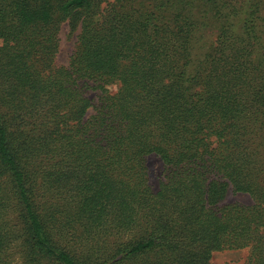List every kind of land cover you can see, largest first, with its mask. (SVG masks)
Returning <instances> with one entry per match:
<instances>
[{
  "label": "trees",
  "instance_id": "16d2710c",
  "mask_svg": "<svg viewBox=\"0 0 264 264\" xmlns=\"http://www.w3.org/2000/svg\"><path fill=\"white\" fill-rule=\"evenodd\" d=\"M259 5L0 0V264H264Z\"/></svg>",
  "mask_w": 264,
  "mask_h": 264
},
{
  "label": "rangeland",
  "instance_id": "374dc122",
  "mask_svg": "<svg viewBox=\"0 0 264 264\" xmlns=\"http://www.w3.org/2000/svg\"><path fill=\"white\" fill-rule=\"evenodd\" d=\"M259 9L260 14L257 13L259 14L258 23H260L261 25L259 29L264 31V0H260ZM79 34L80 28H78L77 30H73L71 25L67 21L62 24L59 32L60 50L56 58V63L58 65L66 66L69 64L70 57L76 49L77 37ZM111 86H114V90L110 93L115 94L118 90V86ZM87 94L90 98L93 97L96 103L101 96V92L98 89H90L87 91ZM93 113L94 111L92 109L89 110L88 116L92 115ZM147 167L150 184L152 185L153 189L157 191L159 189L160 182L163 180L164 164L156 155H150L147 157ZM234 203H238L244 206H250L253 205L254 201L248 194L236 193L231 190L223 200L222 204ZM248 255L249 253L246 249L216 252L214 253L212 264H245L248 259Z\"/></svg>",
  "mask_w": 264,
  "mask_h": 264
},
{
  "label": "clouds",
  "instance_id": "9594fccd",
  "mask_svg": "<svg viewBox=\"0 0 264 264\" xmlns=\"http://www.w3.org/2000/svg\"><path fill=\"white\" fill-rule=\"evenodd\" d=\"M106 87H107V89H108L109 92H111V91L114 90V86H106Z\"/></svg>",
  "mask_w": 264,
  "mask_h": 264
}]
</instances>
